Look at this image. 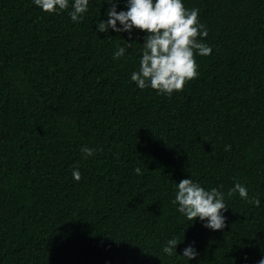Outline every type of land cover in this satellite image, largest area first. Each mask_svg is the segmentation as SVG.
Wrapping results in <instances>:
<instances>
[{"label":"trees","instance_id":"obj_1","mask_svg":"<svg viewBox=\"0 0 264 264\" xmlns=\"http://www.w3.org/2000/svg\"><path fill=\"white\" fill-rule=\"evenodd\" d=\"M184 6L199 9L212 53L195 57L199 75L169 97L129 79L143 32L113 59L129 36L96 33L105 0H90L80 23L32 0H0V264H257L264 256V0ZM82 146L98 151L85 159ZM189 176L224 193L240 182L261 203L226 195L222 230L187 222L171 200ZM173 236L181 242L168 257L161 245ZM190 243L199 255L189 262L179 254Z\"/></svg>","mask_w":264,"mask_h":264},{"label":"clouds","instance_id":"obj_2","mask_svg":"<svg viewBox=\"0 0 264 264\" xmlns=\"http://www.w3.org/2000/svg\"><path fill=\"white\" fill-rule=\"evenodd\" d=\"M33 4L42 12L59 14L66 12L73 23L83 21L89 11L90 0H32ZM124 5L117 10V0H105L109 7L105 10L106 20L100 19L96 23V33H108L111 29L116 33H128L129 40L124 45H117L113 50V59L124 57L127 49L131 48L132 33L136 30L144 33L138 68L130 73V81L140 90L151 89L157 95L171 96L174 92L183 90L184 85L195 79L199 73L196 56H208L212 48L205 43L208 36L207 26L198 19V8H186L184 0H120ZM119 25V26H118ZM225 151L231 145L224 146ZM96 148L82 146V158L95 155ZM141 173L140 167L133 170ZM73 180L81 179L79 168L72 170ZM220 187L206 189L191 176L175 182L174 197L171 203L176 207L187 222H194L197 218L202 226L212 231L222 230L227 217L224 215L229 204L225 196H237L240 199L259 206V198H249L248 189L240 182H235L227 193ZM184 239V238H183ZM181 241L173 236L161 245V252L172 257L177 255V245ZM187 261L196 258L199 253L194 243L187 244L179 254ZM257 264H264L262 256Z\"/></svg>","mask_w":264,"mask_h":264}]
</instances>
